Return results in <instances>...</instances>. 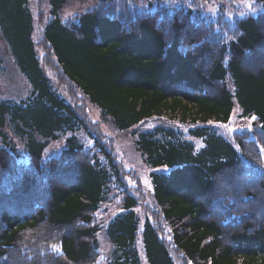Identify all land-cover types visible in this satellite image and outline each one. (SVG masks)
<instances>
[{
  "label": "trees",
  "instance_id": "trees-1",
  "mask_svg": "<svg viewBox=\"0 0 264 264\" xmlns=\"http://www.w3.org/2000/svg\"><path fill=\"white\" fill-rule=\"evenodd\" d=\"M250 1L256 12L241 16L105 1L65 22L66 0H47L37 42L46 66L58 70L54 56L59 83L130 128L149 169L156 206L139 227L138 198L98 124L44 72L29 0H0V75L10 65L25 85L0 98V264H98L101 231L103 264H140L138 240L148 264H264V0ZM235 106L255 120L228 139L212 123ZM148 118L176 124L137 126ZM60 138V152L43 158ZM104 202L117 205L105 223Z\"/></svg>",
  "mask_w": 264,
  "mask_h": 264
},
{
  "label": "rangeland",
  "instance_id": "rangeland-1",
  "mask_svg": "<svg viewBox=\"0 0 264 264\" xmlns=\"http://www.w3.org/2000/svg\"><path fill=\"white\" fill-rule=\"evenodd\" d=\"M105 1H120V0H66V3L62 6L58 12V16L62 21L68 22L73 20L75 16L91 10L96 9L101 3ZM137 9L147 10L154 7V4L158 1L165 3L167 5H189L193 3L196 8L202 12L213 13L218 8L226 16H241L247 13H254L256 9L253 8V4L250 0H125ZM29 7L31 10L32 17V33L31 37L33 42H35V50L39 57V60L44 66V72L46 76L50 79L51 83L55 86L59 94L69 103H71L76 109L83 113L85 117L91 122H96L98 124V131L102 135L104 142L111 151V154L115 157V160L120 164L125 172V183L129 187L130 192H132L137 198L139 203L137 204L136 211L140 217L139 227L142 226L144 217L147 212L145 211L146 206L154 207L156 204L153 201L151 194V185L149 182V169L144 165L142 158L138 151L135 149L133 144V135L130 132V128L125 130H118L114 127L107 118H103L100 114V109L96 104L90 102L89 98L81 93L75 86H68L65 81L59 83L58 80V70H60L54 56H48L49 63L56 65L55 69H50L45 64V51L42 44H39V40L42 38V29L44 24L49 18V5L47 0H29ZM2 50L0 44V51ZM44 57V58H43ZM25 85L23 81L18 78L17 74L14 73L10 65H7V69L3 75H0V98H17L23 93V88ZM23 95V94H22ZM252 116L242 115L240 108L235 106L231 112L229 119L226 122L218 123L213 122L212 126L215 128L216 132L230 138L234 132H239L242 130L249 129L253 123ZM176 124L172 123L164 118H148L141 121L137 126L146 127L152 126L154 124ZM183 131L188 129L187 126L177 124ZM231 129V130H230ZM68 135V134H67ZM88 139V138H87ZM89 141V140H87ZM89 145L91 142H87ZM14 144L20 151L19 160L20 162H27V154L24 152L23 144L14 139ZM64 145V138L54 140L49 142L43 149L42 156L47 158L50 156L57 155ZM132 189H131V188ZM116 201V200H115ZM117 203V201H116ZM117 211V205L114 202L108 204L104 202L100 205L97 211V216L101 222L108 221V219ZM168 237V235H165ZM98 239V250H99V262L98 264L104 263V258L109 252V243L103 232L101 231L97 235ZM138 242L140 264H148L143 249Z\"/></svg>",
  "mask_w": 264,
  "mask_h": 264
},
{
  "label": "snow or ice",
  "instance_id": "snow-or-ice-1",
  "mask_svg": "<svg viewBox=\"0 0 264 264\" xmlns=\"http://www.w3.org/2000/svg\"><path fill=\"white\" fill-rule=\"evenodd\" d=\"M251 119L255 120V117L253 116V117H251ZM57 247H58L57 245H52L53 250H57Z\"/></svg>",
  "mask_w": 264,
  "mask_h": 264
}]
</instances>
